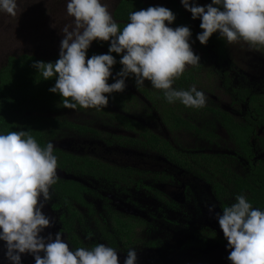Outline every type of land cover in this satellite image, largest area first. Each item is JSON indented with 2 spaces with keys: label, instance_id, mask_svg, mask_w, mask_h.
Instances as JSON below:
<instances>
[{
  "label": "flooded vegetation",
  "instance_id": "flooded-vegetation-1",
  "mask_svg": "<svg viewBox=\"0 0 264 264\" xmlns=\"http://www.w3.org/2000/svg\"><path fill=\"white\" fill-rule=\"evenodd\" d=\"M140 1L134 11L154 5L170 8L176 14L172 27L189 25L193 40L202 31L201 21L193 20L180 0ZM198 3L205 5L210 0H198ZM114 18L118 23L121 21V18ZM192 47L200 56V63L188 66L173 86L188 89L196 85L208 97L206 106L192 109L178 101L169 104L162 91L153 88L149 81L137 88L134 78L126 80L127 87L121 97L115 99L124 107L118 106L121 111L106 116L125 132L108 134L106 143L120 148H139L154 155L155 161H128L116 165L106 162L97 176L83 173L77 178L87 191L82 202L73 203L81 222L76 221L73 233L77 243L70 242V248L104 243L118 250L121 264L127 250L133 247L137 251V264H231L227 259L230 251L225 247L227 241L215 213H209L208 205L214 204L216 211L222 212V208L235 202L236 195L244 194L248 198L249 190L239 188L234 179L245 177L258 161H264V111L261 110H264V48L251 49L242 41L228 44L218 33L212 35L207 45L197 40ZM90 48L106 53L98 43ZM137 103L144 108L141 110L146 115V123L132 116V105ZM50 107H44L45 114ZM113 114H120L126 122L120 123ZM128 122L133 127L127 125ZM87 128L91 131L80 133L100 136L98 130ZM149 137L154 140L151 145L146 143ZM191 142L200 146L191 145ZM235 163L239 164V169ZM102 184L119 197L143 188L153 197L156 206L152 212L138 215L134 209L118 205L123 202L114 198V194H103ZM87 197L101 199L105 214V224L97 222L99 241L89 246L77 233L84 222L81 207H87L92 213ZM58 209L64 212L62 207ZM54 213L59 221L58 210L54 209ZM119 220L123 221L121 227ZM146 230L149 234L164 231L171 241L174 237L177 241L142 240L139 235ZM27 262L22 260V264H35L34 258Z\"/></svg>",
  "mask_w": 264,
  "mask_h": 264
},
{
  "label": "clouds",
  "instance_id": "clouds-1",
  "mask_svg": "<svg viewBox=\"0 0 264 264\" xmlns=\"http://www.w3.org/2000/svg\"><path fill=\"white\" fill-rule=\"evenodd\" d=\"M180 3L193 20L201 21L195 40L189 25L172 27L176 14L163 5L131 11L121 29L104 0H66L74 22L61 30L59 58L34 61L33 67L42 79L55 78L48 90L64 98L65 108H107L112 94L125 90L128 78H134L137 88L149 81L169 104L178 101L186 108H204L208 97L196 85L173 86L188 66L200 63L192 44L198 40L207 45L218 33L228 44L242 41L251 49L264 48V0ZM17 9L18 0H0V13L15 16ZM94 41L108 42V51L88 56ZM117 63L121 67L114 71ZM57 169L52 141L41 145L23 128L0 132V241L6 260L22 264V255L30 254L35 264H121L118 250L104 243L72 249L60 231L42 235L53 226L43 209L52 199ZM208 211L215 213L231 264H264V209L239 194L222 212L214 204ZM137 258L136 248H129L123 264H137Z\"/></svg>",
  "mask_w": 264,
  "mask_h": 264
},
{
  "label": "rangeland",
  "instance_id": "rangeland-1",
  "mask_svg": "<svg viewBox=\"0 0 264 264\" xmlns=\"http://www.w3.org/2000/svg\"><path fill=\"white\" fill-rule=\"evenodd\" d=\"M116 0H104L108 5L109 11L113 14ZM74 18L69 16L66 11V0H18V9L15 16L6 13H0V66L7 61L9 55L20 53H32L37 56L49 57L59 56L60 41L63 38L61 30L65 25H72ZM96 41L91 46H95ZM113 81L109 80V83ZM118 106L124 105L121 101L109 99L107 108L97 109H71L65 108L63 103H55L50 107V111L46 114L58 117L59 119L87 126L99 131L100 136L92 134H82L72 128L64 127L60 130L59 135L51 140L54 147H59L64 150L74 152L76 154L87 155L91 158H99L102 161L119 164L120 162H154L153 156L144 153L139 148L128 149L117 145H108L105 138L108 134L124 133L125 130L117 127L107 119V114L110 112L121 111ZM144 109L141 103L132 105V116L146 123V115L142 112ZM44 113V112H43ZM149 117V116H148ZM150 119V117H149ZM191 145L200 146L199 143H190ZM242 166V165H241ZM237 169L239 164L235 163ZM58 176L67 177L65 173L57 169ZM100 188L105 193L114 194V198H120L123 202L118 205L125 209H134L138 215L142 212H152L156 206L153 197L146 193L143 188H138L132 191L129 196L119 197L111 188H107L106 184L100 185ZM87 201L91 203L92 213L87 210V207H81L84 215L83 225L78 227L77 233L82 241L89 246L93 242L99 241V230L97 222H104V208L102 201L99 198L93 199L87 197ZM50 202L45 204L44 213L52 218L53 226L47 228L42 235L47 236L50 232L55 235L59 231V223L56 213L52 212ZM119 206V207H120ZM89 212L90 215L87 213ZM96 218L97 220H94ZM145 227H148L145 225ZM142 240H151L154 238L167 239L166 242L173 243L177 238L170 240V236L166 232L156 231L149 234V230L144 231L139 235ZM173 248V247H172ZM175 249V248H173ZM4 242L0 241V260H5ZM25 255V254H24ZM28 255V254H27ZM29 255L27 261L30 262ZM34 258V257H33ZM32 259V258H31ZM9 264V262H6ZM33 263V262H32Z\"/></svg>",
  "mask_w": 264,
  "mask_h": 264
},
{
  "label": "trees",
  "instance_id": "trees-1",
  "mask_svg": "<svg viewBox=\"0 0 264 264\" xmlns=\"http://www.w3.org/2000/svg\"><path fill=\"white\" fill-rule=\"evenodd\" d=\"M140 0H120L114 9V17L121 18L119 22L121 29L128 22V15L134 11ZM125 20V21H123ZM108 51V42H96ZM100 51L89 48L88 56L101 54ZM113 55L119 56L115 53ZM59 56L41 57L32 53H20L9 55L7 61L0 66V132L7 133L20 128L28 130L41 145H45L51 139H55L62 127L72 128L78 132L91 131L85 126L59 120L44 112V107L52 106L55 103H63V97L59 94L49 92V88L55 83V78L44 80L33 67L34 61H55ZM121 65L117 63L114 71H118ZM122 92L113 93L114 99L120 98ZM111 97V98H112ZM83 109V108H77ZM264 111L263 109H261ZM113 118L120 123L126 122L120 114H113ZM127 125L132 126L129 122ZM136 127V126H135ZM144 134H147L145 132ZM149 134V133H148ZM241 139V136L239 137ZM152 137L146 139V143L152 144ZM58 157V169L68 175L58 177V181L52 186V201L50 208L59 213V231L64 239L71 243L75 242L76 236L73 233L76 221L81 222L79 214L74 210V202H82L87 187L77 178L81 174H94L97 176L106 165V161L99 158H91L87 155L76 154L54 147ZM81 178V177H80ZM239 188L249 190L248 200L253 207L264 209V161H258L245 177L234 179ZM62 207L64 212L58 209ZM123 221L119 220L121 227ZM67 235V236H66ZM69 237L71 239H69Z\"/></svg>",
  "mask_w": 264,
  "mask_h": 264
},
{
  "label": "water",
  "instance_id": "water-1",
  "mask_svg": "<svg viewBox=\"0 0 264 264\" xmlns=\"http://www.w3.org/2000/svg\"><path fill=\"white\" fill-rule=\"evenodd\" d=\"M53 212V211H52ZM29 255V257H31V258H33V256L32 255H30V254H28ZM28 255L27 254H23L22 255V260H27V257H28ZM30 258V259H31ZM4 260H0V264H5L6 262H3ZM27 263H29V262H27Z\"/></svg>",
  "mask_w": 264,
  "mask_h": 264
}]
</instances>
